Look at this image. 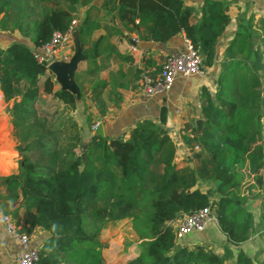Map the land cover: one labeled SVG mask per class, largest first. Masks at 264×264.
I'll return each mask as SVG.
<instances>
[{"label": "trees", "instance_id": "1", "mask_svg": "<svg viewBox=\"0 0 264 264\" xmlns=\"http://www.w3.org/2000/svg\"><path fill=\"white\" fill-rule=\"evenodd\" d=\"M77 2L0 0L1 28L18 30L32 40L30 45L14 39L0 48V90L5 101L12 100L7 109L13 134L23 143L20 147L37 152L35 159L23 156L18 171L0 174L1 212L10 214L21 231L46 232L37 264H103L96 222L129 216L138 236L145 239L140 253L125 264H222L221 257L203 245L176 244L169 221L209 206L229 240L248 237L246 220L241 219L246 189L264 184L262 81L252 73L246 91L239 81L229 90L226 77L232 73L243 78L247 73L249 78L243 66L247 52L255 54L258 41L264 53V20L260 30L239 25L226 43L218 61L217 89L213 93L207 85L200 88L201 126L185 137L194 148L191 163L176 167V145L164 125L165 107L158 121H137L126 139L96 131L83 142L72 116H65L61 125L40 117L37 104L42 92L69 110L76 106L75 93L55 89L53 72L34 56L33 48L48 41L54 30L67 29ZM101 8L140 39L164 42L183 31L201 56L202 68L214 65L218 38L230 19L223 0H204L198 19L197 9L184 0H102ZM97 27L87 13L77 29L89 59L99 52L102 37L86 46ZM93 93L104 113L100 89ZM64 131H70L68 142L60 145ZM202 180L215 185L203 190L197 184ZM212 194L217 198L211 200ZM236 264L254 263L239 253Z\"/></svg>", "mask_w": 264, "mask_h": 264}, {"label": "crops", "instance_id": "2", "mask_svg": "<svg viewBox=\"0 0 264 264\" xmlns=\"http://www.w3.org/2000/svg\"><path fill=\"white\" fill-rule=\"evenodd\" d=\"M203 1L184 0L186 4L197 9L195 19H198L200 15L199 7ZM223 1L230 19L218 38L214 65L205 67L201 74H179L175 77L170 89L146 94L140 84L141 73L146 69H150L153 73L158 72L155 69L157 66H159L157 70L160 69L167 54L182 49L184 32L179 31L164 42L140 39L134 32L127 30L116 16L114 17L112 13L101 8L102 0H78L73 9V18L77 19V24L72 31L69 53L71 58L75 50L80 49L82 55L71 76L77 87L74 92L76 106L67 114L72 116L80 127L82 141L86 142L97 131L92 129L94 123L101 125L100 134L109 137L122 135V138L126 139L137 121L143 119L158 121L161 109L165 107L164 125L176 145L175 166L182 167L191 163L190 160L183 161V158L188 159L192 154L191 146L188 145L185 137L191 136L193 130L201 126L199 97L201 86H208L207 81L209 82L210 75L218 74V61L222 57L226 43L233 38L239 25L260 30L261 21L264 20V0ZM87 13L98 23V27L92 31L86 46H92V40L102 37L98 45L99 52L92 59L83 53L77 30ZM133 38L137 40L135 49L131 48L134 44ZM14 39L32 45L29 35L18 30L3 29L0 26V48L5 47ZM47 74L48 72L41 77V80ZM53 79L55 89L62 87L61 83L56 80L55 74ZM94 89L101 91L100 95L105 103L104 113L98 110V104L93 97ZM0 95L3 97L1 90ZM8 103L12 104V100ZM11 150L16 151L14 147ZM197 184L203 190L212 189L215 185L214 182L205 180ZM246 194L247 199L243 204L241 214V219L246 220L247 224L248 237L246 239L240 242L229 240L219 223L209 220L204 229L197 231L196 234L175 238L176 244L187 248H192L197 244L203 245L207 250L218 254L222 264H236L239 253L250 256L254 264H264V184L258 188L247 187ZM216 198V194L210 197L211 200ZM2 214L0 210V264H18L17 255L21 250V245L14 235L4 229L1 221ZM180 216L169 221L174 229ZM126 218L115 220L116 225L110 224L106 229L124 231L121 225L124 224L123 221ZM30 236V244L38 247L45 238L46 232L41 228H36ZM33 238L36 239V244L33 243ZM141 239L145 238L136 235L125 260L132 259L140 253Z\"/></svg>", "mask_w": 264, "mask_h": 264}, {"label": "rangeland", "instance_id": "3", "mask_svg": "<svg viewBox=\"0 0 264 264\" xmlns=\"http://www.w3.org/2000/svg\"><path fill=\"white\" fill-rule=\"evenodd\" d=\"M256 45L257 46L255 48L254 55L250 51L247 52L249 53V58L246 59V65L244 64L243 66V70L250 73L249 78L247 73L243 75V78L240 74L236 75L229 73L226 77L227 88H229V90L234 85V83L239 81L240 89L246 91L247 88L244 87L249 86L252 79V73H256L257 77L262 81L260 91L264 96V53L262 51L260 41H258ZM242 55L243 54H239V56ZM210 76L211 78L209 79V82L207 81V84L208 87H210L211 92L214 93V91L217 89V75L211 74ZM42 94L43 92L41 93L37 104L40 117L46 118L49 124L56 123L58 125H61V122H64L63 119L65 118V116L68 115L67 113L69 112V109L65 108L61 101L53 97L51 94ZM8 102L9 101H5L4 98L0 95V174H9L11 172L18 171V167L23 156H27L33 159L37 157L36 150L32 148H21L20 146H23V143L17 140V137L13 134L14 130L11 123L10 114L8 113L7 109L11 104L9 105ZM262 109L264 110V99ZM64 132L66 136H63L64 138L61 139L60 145H64V143L68 142L67 132L70 131ZM12 147H14L16 151H12ZM18 147H20L21 150ZM76 150L79 151L80 148L76 147ZM193 150L191 149L192 152ZM178 161L180 162L182 160ZM183 161H189V157L188 159L183 158ZM2 190V187H0V191ZM113 221L114 220L111 221L105 218L100 219L96 222L95 237L97 240V247H99L98 250L102 257L103 264H125L128 260H130H125L127 255L130 253V245L132 241L136 239V235L138 236V234H135L137 232L133 226L134 218L132 216H129L123 221L124 224H122L121 227H124V231H114L111 229L107 230L106 227L108 225H116V221L115 223ZM196 233L197 230H192L189 233L185 234V236L188 234ZM32 241L35 244L37 242L34 238Z\"/></svg>", "mask_w": 264, "mask_h": 264}, {"label": "built area", "instance_id": "4", "mask_svg": "<svg viewBox=\"0 0 264 264\" xmlns=\"http://www.w3.org/2000/svg\"><path fill=\"white\" fill-rule=\"evenodd\" d=\"M76 24L77 19L74 17L65 31L54 30L48 41L33 48L34 56L39 61H44L47 67L55 60L68 61L72 31ZM133 42L131 48L135 49L137 40L133 38ZM203 69L201 56L194 48L191 40L184 36L182 49L167 54L158 72L153 73L150 69L143 71L140 84L146 94H153L170 89L177 75L201 74ZM97 127L98 123L92 125V129H97ZM209 220L217 221L215 213L209 206L190 213H182L174 229L175 238H181L192 230L204 229ZM1 221L4 229L14 235L21 245V250L17 255L18 264H37L39 259L38 247L30 244V234L21 231L13 217L8 213L1 215Z\"/></svg>", "mask_w": 264, "mask_h": 264}, {"label": "water", "instance_id": "5", "mask_svg": "<svg viewBox=\"0 0 264 264\" xmlns=\"http://www.w3.org/2000/svg\"><path fill=\"white\" fill-rule=\"evenodd\" d=\"M82 52L80 49H76L72 57L68 61H52L48 68L55 74V78L59 81L63 88H66L72 92H75L77 87L75 81L71 78L76 68L77 62L80 60ZM97 132H102L101 125L97 127ZM118 138H122L119 135Z\"/></svg>", "mask_w": 264, "mask_h": 264}]
</instances>
